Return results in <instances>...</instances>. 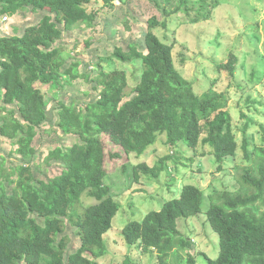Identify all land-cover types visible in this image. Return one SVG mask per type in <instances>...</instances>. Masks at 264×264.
I'll return each instance as SVG.
<instances>
[{"label": "trees", "instance_id": "1", "mask_svg": "<svg viewBox=\"0 0 264 264\" xmlns=\"http://www.w3.org/2000/svg\"><path fill=\"white\" fill-rule=\"evenodd\" d=\"M89 1L0 0V17L27 8L46 11L19 34L0 35V138L9 141L10 151L22 159L13 168L2 167L4 158L0 163V264H101L108 254L104 235L120 208L104 181L109 163L121 162L133 182H138L140 173L155 178L169 162L173 169L181 162L173 148L181 143L193 151L185 160L210 153L219 172L223 160L235 156L239 148L237 130L243 155L240 164L233 165L238 187L213 186L206 193L195 185H183L179 197L165 201L160 210L147 212L141 221L126 222L122 236L142 253L154 250L159 264H196L188 249L191 240L182 235L177 220L200 213L207 197L206 222L218 235L219 251L214 259L206 257L205 264H264V135L260 144L253 142L254 134L248 132L252 120L241 113L246 121L234 127L230 110L218 107L227 88L199 97L193 80L176 66V39L168 24L179 5L171 12L163 10V19L148 18L139 44L114 48L111 60L139 61L134 86H129L123 69L101 67L90 79L96 99L84 104L58 101L53 124L75 142L57 145L33 162L37 151L33 142L49 121L51 98L45 95L55 98L64 84L89 79L78 72V62L66 64L60 43L64 32L96 24L98 12L88 10ZM156 28L164 30L163 38ZM179 61L185 62L183 53ZM236 63V55L230 53L216 67L233 75ZM158 144L170 150L153 165L126 161L130 153L146 155ZM199 146L209 151L200 152ZM84 193L92 199L86 207L81 200ZM69 228L78 237V246L70 252ZM131 262L125 257L121 264Z\"/></svg>", "mask_w": 264, "mask_h": 264}, {"label": "rangeland", "instance_id": "2", "mask_svg": "<svg viewBox=\"0 0 264 264\" xmlns=\"http://www.w3.org/2000/svg\"><path fill=\"white\" fill-rule=\"evenodd\" d=\"M184 1V0H183ZM90 0L88 10H96V24L89 28L85 25L76 26L73 30L64 32L60 43L63 46L62 57L66 64L78 62V72L89 75L86 80L79 77L71 83L64 84L55 98L48 103L49 121L42 125L33 144L36 157L33 162H39L40 156L57 145H69L75 138L65 135L55 123L58 101L84 104L96 99L97 92L90 80L101 67L110 70L113 67L126 72L129 86H134L140 76V63L133 61L122 63L111 60V54L117 46L125 49L130 43L139 44L142 40L146 21L151 16L163 19V10L173 11L177 5L180 10L171 15L169 28L173 31L176 44L173 48L174 62L186 78L193 80L194 92L199 96L225 92L226 95L218 101V107L230 110L234 127L243 126L247 119L252 120L248 132H253V142L260 144L264 135V0ZM184 3L188 12L184 11ZM215 3V4H214ZM46 11L33 12L30 8L13 15L0 17V35L19 34L24 27L37 23ZM209 12V17L208 13ZM4 16V15H3ZM197 18V19H196ZM195 20H198V22ZM163 38L164 30H154ZM180 53L185 56V62L180 63ZM234 53L237 63L233 75L219 72L216 64L226 62L229 54ZM62 59V58H61ZM212 87V88H211ZM57 97V98H56ZM245 114L244 117L241 116ZM241 125V126H240ZM238 149L233 157L222 162V170L217 172L214 156H201L196 153L192 160L185 157L193 155V151L178 143L174 151L181 162L173 169L168 163L158 177L139 174L138 182L128 179V174L122 171L121 162L109 163V173L105 176V184L110 187L114 199L120 204L118 212L112 220V227L104 235L108 254L101 264H121L125 257L131 259V264H159L156 252L150 250L142 253L136 245H128L122 236V228L130 220L141 221L144 215L152 210H160L165 201L178 198L183 185L191 184L209 192L213 186L219 189H234L238 187L233 165H239L243 159L241 131H236ZM158 144L156 150H150L146 155H128L132 164L146 162L153 165L159 156L168 153L170 148ZM199 151H209L207 146H199ZM9 141L0 138V163L5 159L3 168L14 167L22 159L10 150ZM129 162V163H130ZM49 176L53 173L50 170ZM1 179V177H0ZM169 183V187L167 186ZM9 189V187H7ZM83 204L88 206L92 199L84 193ZM94 201V200H93ZM209 205L207 197L203 198L201 212L187 219L177 220L178 229L182 235L189 237L191 246L189 252L196 256V264H205L206 257L216 258L219 251V238L208 222L206 210ZM263 206V205H262ZM261 206V208H262ZM71 236L68 251L78 246V237L73 229L66 231ZM171 262L175 258L170 259Z\"/></svg>", "mask_w": 264, "mask_h": 264}, {"label": "clouds", "instance_id": "3", "mask_svg": "<svg viewBox=\"0 0 264 264\" xmlns=\"http://www.w3.org/2000/svg\"><path fill=\"white\" fill-rule=\"evenodd\" d=\"M4 17H5V16H4ZM4 17H3V18H4ZM5 19H6V17H5Z\"/></svg>", "mask_w": 264, "mask_h": 264}, {"label": "built area", "instance_id": "4", "mask_svg": "<svg viewBox=\"0 0 264 264\" xmlns=\"http://www.w3.org/2000/svg\"><path fill=\"white\" fill-rule=\"evenodd\" d=\"M3 19H5V17Z\"/></svg>", "mask_w": 264, "mask_h": 264}]
</instances>
